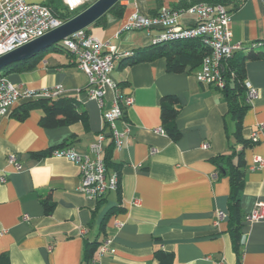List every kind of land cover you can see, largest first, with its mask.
Listing matches in <instances>:
<instances>
[{
  "label": "crops",
  "instance_id": "1",
  "mask_svg": "<svg viewBox=\"0 0 264 264\" xmlns=\"http://www.w3.org/2000/svg\"><path fill=\"white\" fill-rule=\"evenodd\" d=\"M24 1L46 5L55 15L66 11L62 0ZM187 1L120 0V12L110 13L111 8L86 28L115 48L120 59L112 79L121 95L132 99L129 106L122 104L117 122L119 131L128 128L123 148H104L107 173L118 174V189L100 199L78 192L77 165L51 156V151L67 145L86 154L97 135L110 134L101 115L110 109L113 92L107 93L103 109L88 100L87 78L66 52L46 53L32 71L7 76L13 85L36 92L61 87L60 97L74 99L84 115V121L46 127L35 102L21 100L0 121V254H7L10 264H83L85 244L95 241L100 246L109 242L111 251L100 255L98 246L94 264H158L156 251L171 253L173 264H264V209L261 220L247 221L257 203L264 205V167L251 170L255 157L264 160V59L244 64V82L257 93L242 118V138L253 143L247 148L233 138L235 122L221 91L196 81L199 68L170 73L164 58L127 65L129 58L153 46L159 33L121 31L129 18L135 13L155 16L161 8L173 10ZM183 8L174 10L178 25L193 26L196 18ZM226 9L232 42L246 48L260 45L236 53L222 68L264 53L262 0H243L237 9L232 4ZM168 97L175 103L168 104ZM164 105L176 110L171 125L177 141L162 123ZM241 151L245 168L238 259L228 232L229 179L217 176L211 160ZM11 155L19 170L8 165ZM46 199L54 204L49 213L43 206ZM218 213L223 217L216 223Z\"/></svg>",
  "mask_w": 264,
  "mask_h": 264
},
{
  "label": "built area",
  "instance_id": "2",
  "mask_svg": "<svg viewBox=\"0 0 264 264\" xmlns=\"http://www.w3.org/2000/svg\"><path fill=\"white\" fill-rule=\"evenodd\" d=\"M95 1L62 0V3L68 12L74 13L84 10ZM262 2L264 4V0ZM182 11L196 18L193 26H179L178 11L161 8L155 16L133 14L121 31L157 30L159 33L152 40L153 46L183 40H199L201 46L207 51V55L202 58L199 70L195 74L196 81L219 91L223 90L225 86L222 76L223 63L230 60L236 53L251 50L260 44H252L246 48L240 43L232 42L229 28L231 16L222 5L202 2ZM64 22L66 21L57 17L46 5L29 4L24 0H2L0 2V57L44 36ZM55 46L70 54L76 67L86 76L88 100L95 101L98 107L103 109L107 93L113 92L110 109L102 110L101 115L103 125L110 130V134L97 135L86 154H78L68 147L51 151V156L66 159L77 165L80 173L77 191L89 199L97 200L118 189V174H109L105 169L104 148L107 144H112L117 151L123 148L128 128L125 127L123 131H119L117 122L123 116L122 104L129 106L132 104V99L129 96L123 97L118 85L112 79V73L120 59L114 47L92 36L86 29L72 34ZM244 86L245 102L249 104L257 93L249 83L244 82ZM63 93V89L59 86L36 92L13 85L7 77H0V121L8 114L12 106L21 100L54 99L62 96ZM263 129L264 126L260 130ZM7 163L14 166L16 170L21 167L13 155L8 157ZM263 167L264 160L255 157L251 170ZM263 209L264 205L257 203L247 217V221L255 223L261 220ZM222 217L223 215L218 213L216 223ZM108 244L109 242L102 244L97 249V253L101 255L110 252ZM91 262L94 264L93 261Z\"/></svg>",
  "mask_w": 264,
  "mask_h": 264
},
{
  "label": "trees",
  "instance_id": "3",
  "mask_svg": "<svg viewBox=\"0 0 264 264\" xmlns=\"http://www.w3.org/2000/svg\"><path fill=\"white\" fill-rule=\"evenodd\" d=\"M187 1V0H186ZM243 0H188L181 2L180 8L173 10L187 9L196 3H208L211 5L227 6L232 4L233 9H237ZM232 9V10H233ZM121 7L117 3L109 12H120ZM79 11L70 13L67 10L63 13H57L56 16L63 21L71 19L78 14ZM103 18L99 19L95 24L99 23ZM87 31V30H86ZM88 32V31H87ZM49 52H66L58 49L55 45L45 49L37 54L34 58L13 64L0 72V77H7L11 73H24L32 71L42 57ZM67 53V52H66ZM207 55V51L201 46L199 40H183L173 42L171 44H161L151 46L140 52L138 55L129 58L127 65H134L140 62H149L157 58H164L167 63V71L174 74L184 72L187 66L194 71L200 67L202 58ZM264 59V53L249 54L247 57L240 58L238 61L229 63L227 68H223L222 76L225 80L224 89L221 90L224 101L228 107V113L235 122V130L233 138L236 143L241 144L243 148L250 147L253 143L250 140L242 138V118L244 113L249 109L246 101V89L244 86L246 60L258 61ZM168 104L175 103L174 97H168ZM27 102H35L43 112L41 124L46 127H54L57 125L74 124L79 121H84V115L78 113L76 101L70 97H57L54 99H37L35 101L27 100ZM22 114L20 118L25 117ZM176 115V110L171 106L164 105L161 108V119L168 137L173 141H177L179 134L171 125ZM68 147L63 145L60 148ZM39 155L37 157H42ZM36 157V156H34ZM235 159V163L233 160ZM216 167L217 176L227 177L230 183V193L228 197V232L230 235L232 249L237 258L240 257V240L242 228V216L240 210V199L244 180L245 161L243 153L232 152L230 156H217L211 160ZM108 155L104 159L105 169L108 167ZM107 171V170H106ZM43 206L46 213H49L54 204L46 199L43 201ZM100 246L98 242L86 243L84 246L83 264H92L93 255L96 249ZM155 259L158 264H173V255L164 251H156ZM0 264H10L7 254H0Z\"/></svg>",
  "mask_w": 264,
  "mask_h": 264
},
{
  "label": "water",
  "instance_id": "4",
  "mask_svg": "<svg viewBox=\"0 0 264 264\" xmlns=\"http://www.w3.org/2000/svg\"><path fill=\"white\" fill-rule=\"evenodd\" d=\"M120 0H96L93 4L44 36L0 57V72L5 68L34 58L72 34L84 30L98 21Z\"/></svg>",
  "mask_w": 264,
  "mask_h": 264
},
{
  "label": "rangeland",
  "instance_id": "5",
  "mask_svg": "<svg viewBox=\"0 0 264 264\" xmlns=\"http://www.w3.org/2000/svg\"><path fill=\"white\" fill-rule=\"evenodd\" d=\"M93 3H94V2H93ZM93 3H92V4H93ZM89 6H90V5H89ZM81 11H82V10H81ZM81 11H79V12H81ZM231 128H232V127H231Z\"/></svg>",
  "mask_w": 264,
  "mask_h": 264
}]
</instances>
